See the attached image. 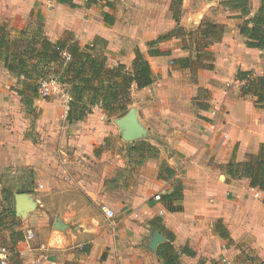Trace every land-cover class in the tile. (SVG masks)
I'll return each instance as SVG.
<instances>
[{
	"label": "crops",
	"instance_id": "crops-1",
	"mask_svg": "<svg viewBox=\"0 0 264 264\" xmlns=\"http://www.w3.org/2000/svg\"><path fill=\"white\" fill-rule=\"evenodd\" d=\"M73 1L78 7L55 0H0V24L10 38H14L12 27L19 28L16 38L26 29L33 34L38 18L44 22V35L53 42L67 33L82 45L98 38L97 50L104 51L110 66L131 67L139 49L155 77L150 86L132 91L130 109L144 133L125 140L118 118L110 121L116 115L109 116L100 106L84 120L68 123L66 93L62 98L38 96L32 106L26 105L14 88L18 78L0 62V178L8 174L18 178L22 167H32L38 185L53 196L45 209L88 212L87 200H91L105 215L94 217L93 227L74 228L62 216L49 223L37 198L0 179V214L11 207L16 215L2 218L0 225V244L12 251L9 264H162L160 249L167 241L162 227L175 234L176 249L186 247L194 253H181L180 264H212V260L248 264L250 260L242 255L245 244L264 264V191L226 171L231 160H245L264 143V107H257L254 97L242 95V82L237 79L240 70L264 74V49L248 47L239 30L262 0H249L250 14H243L231 0H183L179 23L170 9L172 0H132L148 6L151 14L148 21L140 20L129 29L120 27L113 13L116 7L110 9L106 0H94L90 6L88 0ZM158 9L165 15L157 16ZM103 12L115 16L114 25L104 22ZM204 18L227 28L209 47L214 55L212 69L200 68L194 76L191 68L174 62L193 54L191 46H183L187 38L175 36L148 46L178 26L197 30ZM32 108L37 115L30 112ZM141 140L156 146L158 153L141 162L134 152L132 157L140 164L132 159L126 167L132 146ZM128 142L122 159L120 147ZM163 162L174 169V175L159 178ZM75 183L84 195L75 191ZM179 183L183 199L177 204L183 210L171 212L163 198L156 201L154 195L163 197ZM18 193L36 203L26 217L16 213ZM76 193L79 202L70 199ZM107 210L114 216L108 217ZM58 219L66 224L64 230L55 228ZM217 223H222L230 239L220 236ZM18 231L23 232L21 240ZM156 231L166 240L154 250L150 243Z\"/></svg>",
	"mask_w": 264,
	"mask_h": 264
},
{
	"label": "trees",
	"instance_id": "trees-1",
	"mask_svg": "<svg viewBox=\"0 0 264 264\" xmlns=\"http://www.w3.org/2000/svg\"><path fill=\"white\" fill-rule=\"evenodd\" d=\"M55 1L67 3L74 8L78 7L73 0ZM93 2L95 1L88 0L87 6ZM182 3L183 0H172L170 6L173 17L178 23L180 22ZM231 3L242 8L243 14H250L249 0H231ZM105 5L110 9L115 8V3L111 0H106ZM33 14L32 12L31 16ZM102 15L107 25H114L115 16L113 14L103 12ZM43 26L44 22L38 18L33 34L29 35V31L26 29L21 31V36L18 38H10L7 28L0 24V62L18 78V87L14 88L26 105L32 106L35 99L40 96L41 81L56 78L65 86L70 97L66 115L68 123L84 120L93 113L96 106H100L109 116L122 117L130 110L134 87L142 89L150 86L155 80L149 60L139 49L136 50L131 67L124 63L110 66L104 51L97 50L98 38L92 44L82 45L67 33L68 36L53 42L44 35ZM226 29L224 25L204 18L199 28L192 33L186 31L184 27L178 26L149 41L148 46L152 47L175 36L183 38V41L187 38L188 42L183 46L184 48L191 46L194 55L175 58L174 62L179 67L191 68L194 72L200 68L212 69L214 55L209 47L213 42L221 39ZM239 30L246 38L245 43L248 47L264 49V0H262L258 11L243 21ZM188 36L190 37L188 38ZM149 52L153 53L151 50ZM64 53L66 54L64 55ZM155 53H160V51L157 50ZM237 79L242 82V95L254 97L256 106L263 108L264 74L255 75L251 71L240 70L237 73ZM134 152L138 153L142 162L148 157L156 156L158 148L141 140L134 143L130 156ZM226 171L232 178L249 179L251 187L264 191V143L261 144L257 153L248 154L245 160H231L226 165ZM174 174V169L163 162L159 178L170 177ZM162 198L169 211H182L183 206L177 204V200L183 199V185L179 183L172 192L165 194ZM2 213L0 214V225L3 224L1 223L2 218L16 217L11 207L3 209ZM20 223L21 220L15 224L19 225ZM221 225L222 223H217L216 230L221 237L230 239L227 230L221 229ZM160 231L167 238V241L162 243L163 248L160 249L159 260L162 264H180L181 253L194 255L186 247L180 249L174 247L175 234L172 231L165 227H162ZM22 233V231L17 232L19 240L23 239ZM246 260H250L252 263H263L255 255L246 256ZM242 261L244 262V260ZM204 263L205 261H200V264ZM212 264L220 263L217 260H212Z\"/></svg>",
	"mask_w": 264,
	"mask_h": 264
},
{
	"label": "rangeland",
	"instance_id": "rangeland-1",
	"mask_svg": "<svg viewBox=\"0 0 264 264\" xmlns=\"http://www.w3.org/2000/svg\"><path fill=\"white\" fill-rule=\"evenodd\" d=\"M129 1V2H128ZM164 4V3H162ZM104 6L103 3H101V8ZM115 11H113V13L115 15L118 16V18L120 19V27H122L123 29H129V28H133L134 25L136 24V22L138 23V21L142 20L143 22L148 21L151 11L150 8L148 6H145L144 4H140L137 3L135 1L132 0H116L115 1ZM164 16V10H157V16ZM181 19V16H180ZM12 29H15L12 32V36L14 38H16L15 36H17V30L19 28H15L12 27ZM188 32H193L195 30H187ZM191 36V35H190ZM188 36V38L190 37ZM192 38V36H191ZM194 76L196 75V72H193ZM193 78V77H192ZM194 79V78H193ZM64 89V88H63ZM65 91V89H64ZM61 96L62 98V92L60 94H57V96ZM31 113H33L34 115H37V110L33 109L30 110ZM30 113V114H31ZM119 118L117 115L115 117H113L112 119H110V121H113L115 119ZM32 125V122H31ZM31 130H34L35 128L31 127ZM32 138H34V136L32 135ZM114 137L111 136V139H113ZM136 142V141H135ZM131 142H128V144H126L125 146L123 145V147H120V154H121V158L125 159V149H127V147L130 145ZM106 145V144H105ZM117 143L115 140V144H114V148L116 149ZM135 156V155H134ZM132 159L134 160L135 163L140 164V162L135 161V159L132 156H129V158L125 159L126 161V167L129 165V163H131ZM126 167L122 168V170H120V173H124L126 172ZM136 168V167H135ZM20 174L18 175V178H14L12 177L11 174L6 175V177L2 176L0 179L5 181V184L7 185H12L14 183H16L17 185H19V189H26L28 192H30L35 198H37L40 203L42 205H44V207L42 206V209H45V205H47L48 203H50V200L53 198V196H50L49 191L46 190V187H41L38 185L36 179H37V173L35 172V170L32 167L29 166H25L22 167L20 169ZM15 184V189H16V185ZM57 189H60L59 187H55ZM74 188L75 191L77 192H82L84 195V190L81 187V185L78 183L74 184ZM69 189H72L70 187L66 188V190L69 191ZM63 190V189H62ZM77 196L75 197H71V200H77L79 202L80 200V194L76 193ZM73 198V199H72ZM84 200V197H83ZM89 202V210L88 212H80V211H70V210H66V211H49L47 210V208L45 210H47V218L49 223H53V221L56 219V217L62 216L63 218H66V221H68L72 227H81V225L86 224L87 227H93L94 226V221L93 218L96 217L99 219L104 218L103 216L104 213L102 212L101 209H99V207H97L96 205H91L92 201L91 200H87ZM84 227V226H83ZM82 227V228H83ZM245 248V253L242 254L243 257L249 256V255H256V251L254 249L251 248L250 245H244ZM249 249H252L251 251H249ZM242 253V252H241ZM248 264H251L250 262H247ZM255 264H260L259 262H256Z\"/></svg>",
	"mask_w": 264,
	"mask_h": 264
},
{
	"label": "water",
	"instance_id": "water-1",
	"mask_svg": "<svg viewBox=\"0 0 264 264\" xmlns=\"http://www.w3.org/2000/svg\"><path fill=\"white\" fill-rule=\"evenodd\" d=\"M116 123L123 131V137L125 140L131 141L134 137H141L144 133L143 126L138 121V116L133 108H131L128 113L116 120ZM16 201V213L26 217L27 213L36 208V203L31 200L27 194L18 193L15 196ZM55 228L58 230H64L66 224H64L61 219L55 222ZM166 238L158 231H156L152 237L150 246L152 249H156L157 245Z\"/></svg>",
	"mask_w": 264,
	"mask_h": 264
},
{
	"label": "built area",
	"instance_id": "built-area-1",
	"mask_svg": "<svg viewBox=\"0 0 264 264\" xmlns=\"http://www.w3.org/2000/svg\"><path fill=\"white\" fill-rule=\"evenodd\" d=\"M66 53H64L65 55ZM65 86L62 85L56 78H50L47 80H43L41 81L40 84V88H39V95L42 98H49L53 95H57L62 93H66V90L64 91ZM70 99V97H69ZM69 102V100H68ZM256 196H258V193L256 194ZM162 198L160 193H157L154 195V199L156 201H160ZM106 215L108 217H113L114 216V212L112 210H107L105 211ZM32 237V235H30L28 238ZM12 251L10 250L9 247L0 244V264H9L10 262V257H11Z\"/></svg>",
	"mask_w": 264,
	"mask_h": 264
}]
</instances>
